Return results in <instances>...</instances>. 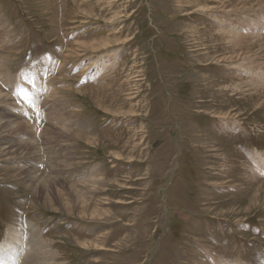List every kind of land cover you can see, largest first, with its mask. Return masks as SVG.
Here are the masks:
<instances>
[{
  "label": "rangeland",
  "instance_id": "rangeland-1",
  "mask_svg": "<svg viewBox=\"0 0 264 264\" xmlns=\"http://www.w3.org/2000/svg\"><path fill=\"white\" fill-rule=\"evenodd\" d=\"M0 130V264H264V0H0Z\"/></svg>",
  "mask_w": 264,
  "mask_h": 264
},
{
  "label": "bare ground",
  "instance_id": "bare-ground-1",
  "mask_svg": "<svg viewBox=\"0 0 264 264\" xmlns=\"http://www.w3.org/2000/svg\"><path fill=\"white\" fill-rule=\"evenodd\" d=\"M107 44V43H106ZM108 46V44L107 45H102V47H107ZM8 84V83H7ZM9 100V99H8ZM10 112V111H9ZM8 113V112H7ZM13 113V112H12ZM10 115V114H9ZM17 115V114H16ZM10 119L8 120L9 122H7V123H10L11 125H12V123H16V121L18 122V119L16 118L15 120L13 119V118H15V117H9ZM12 118V119H11ZM2 120V119H1ZM2 122V121H1ZM4 124L6 123V122H3ZM23 123V122H22ZM3 124V126H4V129L5 130H7L11 125L10 124H7V125H4ZM18 124V123H17ZM36 124V123H35ZM1 129H2V127H1ZM4 130V131H5ZM1 131V130H0ZM32 140V139H31ZM32 142V141H31ZM33 143V142H32ZM31 143V144H32ZM35 143V142H34ZM33 174H35L36 175V173H33ZM37 177V176H36ZM30 180V179H29ZM30 181H33V178H31V180ZM45 182V181H44ZM37 184V183H36ZM43 184V183H42ZM42 187V186H41ZM44 187V186H43ZM36 190V189H35ZM14 230H11L10 232H9V234H8V238H7V236H6V238H7V242H9V240H13L14 239V232H13ZM13 232V233H12ZM19 232V231H18ZM18 234H20V233H18ZM22 234V233H21ZM23 236V235H22ZM39 236V235H38ZM33 237V236H32ZM33 239V238H32ZM15 240H20V239H15ZM15 240H13L12 241V243L14 242V246H12V247H8L7 245H9V244H7L6 245V243L4 244L5 245V247H1V251H0V254L1 253H3V251H6V250H8L10 253H12V257L13 256H16L17 257V249L19 248V246H20V248H21V242L20 241H18L19 243H17V241H15ZM37 242V241H36ZM33 245H34V243H33ZM36 248H38V247H36ZM38 250V249H37Z\"/></svg>",
  "mask_w": 264,
  "mask_h": 264
}]
</instances>
